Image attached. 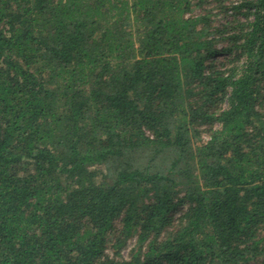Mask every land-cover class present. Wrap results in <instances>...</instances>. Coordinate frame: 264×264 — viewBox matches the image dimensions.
Instances as JSON below:
<instances>
[{
    "label": "trees",
    "instance_id": "trees-1",
    "mask_svg": "<svg viewBox=\"0 0 264 264\" xmlns=\"http://www.w3.org/2000/svg\"><path fill=\"white\" fill-rule=\"evenodd\" d=\"M251 261L264 0H0V264Z\"/></svg>",
    "mask_w": 264,
    "mask_h": 264
},
{
    "label": "rangeland",
    "instance_id": "rangeland-1",
    "mask_svg": "<svg viewBox=\"0 0 264 264\" xmlns=\"http://www.w3.org/2000/svg\"><path fill=\"white\" fill-rule=\"evenodd\" d=\"M230 2L231 1H234V2H237L238 0H229ZM231 19V18H230ZM248 264H259L258 262H256V261H251V262H249Z\"/></svg>",
    "mask_w": 264,
    "mask_h": 264
}]
</instances>
